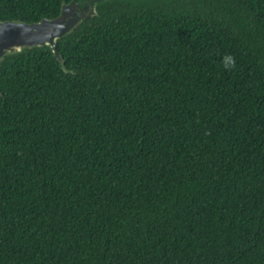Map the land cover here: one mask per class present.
<instances>
[{
  "label": "trees",
  "instance_id": "trees-1",
  "mask_svg": "<svg viewBox=\"0 0 264 264\" xmlns=\"http://www.w3.org/2000/svg\"><path fill=\"white\" fill-rule=\"evenodd\" d=\"M57 49L0 64V264H264V0H113Z\"/></svg>",
  "mask_w": 264,
  "mask_h": 264
},
{
  "label": "water",
  "instance_id": "water-1",
  "mask_svg": "<svg viewBox=\"0 0 264 264\" xmlns=\"http://www.w3.org/2000/svg\"><path fill=\"white\" fill-rule=\"evenodd\" d=\"M111 1L113 0H71L62 4L56 18L42 19L37 23L0 21V64L7 57L48 47L55 60L66 71L57 49L58 41L70 35L83 21L95 17L98 5Z\"/></svg>",
  "mask_w": 264,
  "mask_h": 264
},
{
  "label": "clouds",
  "instance_id": "clouds-1",
  "mask_svg": "<svg viewBox=\"0 0 264 264\" xmlns=\"http://www.w3.org/2000/svg\"><path fill=\"white\" fill-rule=\"evenodd\" d=\"M225 69H231L235 67V58L231 55H226L223 57L222 61Z\"/></svg>",
  "mask_w": 264,
  "mask_h": 264
}]
</instances>
